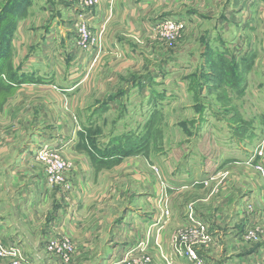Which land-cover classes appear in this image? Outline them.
<instances>
[{
  "label": "rangeland",
  "instance_id": "rangeland-1",
  "mask_svg": "<svg viewBox=\"0 0 264 264\" xmlns=\"http://www.w3.org/2000/svg\"><path fill=\"white\" fill-rule=\"evenodd\" d=\"M199 4L192 6L198 13L183 17L184 29L169 40L154 30L155 22L162 20L148 22L133 34L121 23L97 27L77 18L75 7L83 9L79 0H0V178L5 182L15 178L17 168L16 178H22L27 169L23 162H36L47 144L68 162L65 178H77L74 171L80 160L64 153L68 142L59 133L72 131L86 155H140L146 169L138 172L145 173L144 178H208L203 183L208 188L210 178H240L241 187L237 194L230 189L229 202L225 200L223 206L217 199L210 202L219 212H228L224 215L228 222L220 223L228 226V233L219 238L225 243L227 238L232 240L228 253L264 241L260 226L256 240L248 237V226L240 238L232 231L236 216L248 206L242 197L250 191L251 178L264 182L260 168H264V21L260 16L264 0H200ZM78 23L89 26L91 37L86 43L79 37ZM49 31L53 33L45 38ZM78 63L95 67L88 73L94 80L120 81L118 74H123L119 88L104 89L108 95L99 88H84L74 99L72 91H63L66 103L58 102V89L41 90L52 101L46 106L43 95L33 92L38 88L33 83L64 85L76 78L75 72L52 76L53 72ZM116 89L130 94L131 101L98 103V95L105 94L108 100ZM32 166L35 171L30 175H37V167ZM38 167L37 178H47L46 164ZM197 189L199 196L187 192L181 198L168 191L165 222L171 219L172 208L182 214L181 201L206 203L199 199L207 193ZM183 230L177 234L179 240L191 243L192 230ZM47 240L37 247L34 261L19 243L0 241L9 251L20 250L31 264H62L48 250ZM8 258H0V264Z\"/></svg>",
  "mask_w": 264,
  "mask_h": 264
},
{
  "label": "crops",
  "instance_id": "crops-1",
  "mask_svg": "<svg viewBox=\"0 0 264 264\" xmlns=\"http://www.w3.org/2000/svg\"><path fill=\"white\" fill-rule=\"evenodd\" d=\"M199 1L100 0L98 6L88 12L75 9L78 11L77 18L96 23L97 27L104 23H121L133 34L139 32L137 30L142 31L148 22L169 17L184 21L183 17L198 13L193 7L200 5ZM260 16L264 21V6ZM51 33L53 32H47L44 37H49ZM79 63L74 67L64 68L63 71L61 68H57L58 72L52 71V76L54 73L61 76L65 72L68 74L67 71L75 72L74 80L66 78L68 81L60 86L53 82L33 83L38 87L33 92H40L47 106L52 101L47 100L48 96L42 91L50 92L51 88L58 89L60 93L72 91L71 99L76 98L79 90L84 88H99L100 91L111 87L119 88L117 83H121L123 74H118L120 81L117 78L113 82L94 80L88 77V73L95 67L86 68ZM138 81L141 82V79ZM25 82L28 81H23ZM129 86L138 85L129 83ZM104 93L110 94L109 91ZM112 95L108 100L105 94L98 95L97 101L120 103L131 98L130 94L122 91L118 93L117 89ZM65 96L66 94L61 93L58 102H65ZM4 109L5 106L3 112ZM59 133L68 142V150L64 153L80 160L78 169L74 171L77 178H67L65 184L55 187L48 186L44 178H37L41 170L38 166L44 164L38 160L23 162L26 164L24 168L27 167L29 172L26 169L22 178H16L20 176L15 174L19 168L13 171L15 178H7L6 182L5 178H0V240L6 244L19 243L30 260H35L37 247H42L43 240L65 234L72 238L77 252L70 262L62 264H194L186 252L188 248L195 250L200 261L205 264H264V241L240 246V249L237 246L232 253L227 252L229 246L232 248V240L227 238L225 243L226 240L222 242L220 238H225L228 233V226H222L223 222H228L225 220L228 212H219V209L210 205L211 200L216 199L221 206L225 204V200L229 202V195L233 194L230 189L237 194L241 187L243 181L240 178H233V181L227 178H210V188L203 184L208 178H144L145 173L140 176L141 172H138L139 168L146 169L140 155H86L79 147L76 132ZM102 145L98 149H102ZM32 165L37 167V175H30V171H35ZM250 186L247 197H242L247 198L248 203L245 213L237 214L238 217L235 214L236 224L234 223L232 231L239 233V238L246 226L251 224H257L264 230V182L251 178ZM198 187L208 194H202L200 197L204 199H199L205 201L208 207L203 202L192 201L187 205L180 200L179 205L182 207H179V212L181 210L182 214H177L175 208H172L171 219L165 222L168 214L165 212L164 199L168 191L178 198L187 192L199 196ZM244 216L246 217L242 218ZM183 229L192 230L194 239L191 243L185 244L179 240L178 232L184 231ZM214 241L216 244L213 251Z\"/></svg>",
  "mask_w": 264,
  "mask_h": 264
},
{
  "label": "built area",
  "instance_id": "built-area-1",
  "mask_svg": "<svg viewBox=\"0 0 264 264\" xmlns=\"http://www.w3.org/2000/svg\"><path fill=\"white\" fill-rule=\"evenodd\" d=\"M84 10H91L95 8L100 0H79ZM82 21V20H81ZM80 21V22H81ZM185 27V22L177 18H168L161 22H155L154 30L157 31L163 38L169 40L176 39L180 31ZM77 31L79 37L83 43H86L90 39L91 34L87 23H78ZM54 149L50 144L44 145L43 149L38 152L37 159L46 164V177L44 178L47 185L55 187L67 182L65 173L68 170V162L57 155H54ZM262 155V152H259ZM261 168V172L264 178V168ZM206 182V181H205ZM207 183V182H206ZM259 226L257 224L248 225V237L256 240L259 235ZM47 247L53 255L60 258L63 262L68 263L71 261L73 255L76 252V245L72 238L68 235H59L47 240ZM187 254L190 256L194 264H205L198 258L194 250L188 248ZM9 257L5 264H31L27 257L23 256L20 250L9 251L0 241V258Z\"/></svg>",
  "mask_w": 264,
  "mask_h": 264
},
{
  "label": "trees",
  "instance_id": "trees-1",
  "mask_svg": "<svg viewBox=\"0 0 264 264\" xmlns=\"http://www.w3.org/2000/svg\"><path fill=\"white\" fill-rule=\"evenodd\" d=\"M11 78H12V77H11ZM12 79H13V78H12ZM12 81H13V82H16V80H14V79H13ZM18 83H19V82H18Z\"/></svg>",
  "mask_w": 264,
  "mask_h": 264
}]
</instances>
